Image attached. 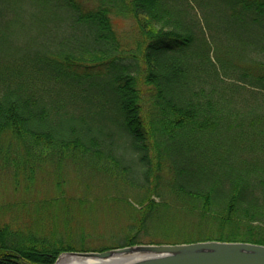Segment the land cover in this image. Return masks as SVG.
<instances>
[{
  "label": "trees",
  "instance_id": "1",
  "mask_svg": "<svg viewBox=\"0 0 264 264\" xmlns=\"http://www.w3.org/2000/svg\"><path fill=\"white\" fill-rule=\"evenodd\" d=\"M22 1L0 0V152L15 177L30 182L46 161L83 158L143 188L135 204L127 199L139 225L171 198L187 200L184 223L207 236L172 242L264 244V0H41L39 13L50 1L60 10L50 13L58 39L53 29L40 46L14 48L11 21ZM111 14L133 19L129 50ZM221 32L228 60L211 47L214 40L220 50ZM88 89L114 103L110 117L70 109V96ZM45 221L43 236L0 226V264L141 242L136 228L122 243L91 248L84 234L68 225L58 234L52 217Z\"/></svg>",
  "mask_w": 264,
  "mask_h": 264
},
{
  "label": "rangeland",
  "instance_id": "2",
  "mask_svg": "<svg viewBox=\"0 0 264 264\" xmlns=\"http://www.w3.org/2000/svg\"><path fill=\"white\" fill-rule=\"evenodd\" d=\"M82 1L86 4L97 2V0ZM42 4L41 0H23L22 3L15 4L17 14L14 18L17 20L11 21L15 27V30L11 29V35L14 38L12 47L16 48L23 44L27 47L28 42L32 44L33 40L36 46H40L41 39L50 38V32L53 29L54 36L58 39V29L52 28L50 13L54 11L59 15L60 10L50 1L47 4L49 15L42 14L39 13L41 9L38 12V6ZM30 10L32 12L29 17ZM193 11L203 22L202 16L205 12L203 8L195 5ZM110 17L122 48L129 50L132 47L131 35L135 30L133 19L114 14ZM59 25L65 28L64 21H60ZM210 31L213 32L212 29ZM218 36L222 41L224 40L223 46L219 45L220 50H217L215 41L211 40V47L213 49L214 44V50L221 51L220 54L228 60L231 52H227L226 34L221 32ZM213 54L210 53L212 57ZM77 94L70 96V101H66L72 111L85 115L95 110L105 118L113 114L114 103L105 102L108 97L102 98L91 89ZM13 143L16 145L15 142ZM241 146L240 154L245 157L248 148L245 144ZM125 150L129 154L130 150ZM240 154H238L239 157ZM100 166L99 163L87 162L83 158L67 157L60 162L46 161L42 168L36 170L33 179L27 182L21 176L15 177L12 164H4L0 152V226L7 224L16 227L18 225L21 227V232H24L26 227L33 228L38 236H43L48 228L45 220L49 222L52 217L54 220L52 226L58 227L56 231L58 234L63 232L62 226L68 225L76 236L84 234L85 244L91 248L122 243L129 233L135 232L136 228L139 229L137 237L142 243H150L151 239L172 242L207 236L205 232L196 231L184 223L185 220L189 221L186 217L190 215V211L185 204L181 203H186L187 200H174L175 197L171 198L168 206L157 209V216L139 225L132 220L130 214L132 209H128V203L130 201L135 204V196L137 192L143 191V188L139 184L131 185L126 180L122 182L114 178L105 173ZM165 169L167 168L163 169V175L167 178L169 172ZM51 198L53 199L50 201ZM54 198L64 199L65 206L60 201L53 203ZM155 199L159 200L158 197ZM50 202H52L51 205H49ZM147 226L149 230L145 228Z\"/></svg>",
  "mask_w": 264,
  "mask_h": 264
},
{
  "label": "water",
  "instance_id": "3",
  "mask_svg": "<svg viewBox=\"0 0 264 264\" xmlns=\"http://www.w3.org/2000/svg\"><path fill=\"white\" fill-rule=\"evenodd\" d=\"M46 264H264V244L215 239L135 243L101 251L65 250Z\"/></svg>",
  "mask_w": 264,
  "mask_h": 264
},
{
  "label": "bare ground",
  "instance_id": "4",
  "mask_svg": "<svg viewBox=\"0 0 264 264\" xmlns=\"http://www.w3.org/2000/svg\"><path fill=\"white\" fill-rule=\"evenodd\" d=\"M66 259H68V258H66ZM69 260H71V258H69ZM80 263V262H79Z\"/></svg>",
  "mask_w": 264,
  "mask_h": 264
}]
</instances>
